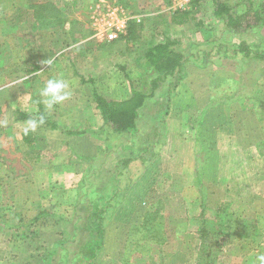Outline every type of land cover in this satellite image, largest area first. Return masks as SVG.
<instances>
[{
    "label": "rangeland",
    "instance_id": "1",
    "mask_svg": "<svg viewBox=\"0 0 264 264\" xmlns=\"http://www.w3.org/2000/svg\"><path fill=\"white\" fill-rule=\"evenodd\" d=\"M215 1L234 0H23L18 18L0 23L1 63L12 54L35 56L38 71L65 51L93 80L80 84L65 60L47 78L16 67L7 81L0 67V264H44L53 250L49 264H79L90 254L88 208L97 201L108 209L93 264H254L264 254V61L216 51L218 43L230 50L241 41L264 50V27L232 37L212 18ZM115 9L129 18L131 36L99 41L95 19ZM178 10L191 13L188 24H170ZM164 37L178 40L186 56H209L191 60L183 81L174 75L160 84L139 111L136 134L106 132L92 88L127 96L128 80L146 73L144 54ZM52 78L63 79L70 96L46 115L63 131L85 133L39 126L26 146L24 123H14L13 113L36 116L32 98L43 103L40 93ZM125 158L134 160L122 172L117 161Z\"/></svg>",
    "mask_w": 264,
    "mask_h": 264
},
{
    "label": "trees",
    "instance_id": "2",
    "mask_svg": "<svg viewBox=\"0 0 264 264\" xmlns=\"http://www.w3.org/2000/svg\"><path fill=\"white\" fill-rule=\"evenodd\" d=\"M212 18L215 19L224 28V32L230 34L232 37H241L247 34L252 29H262L264 27V0H234L230 3L217 2L213 3ZM191 20V13L189 11H175L171 14L169 22L175 26L186 25ZM133 26L131 21L128 25V30ZM127 31V30H126ZM127 36H131V31L126 32ZM119 39H123L122 37ZM219 41V40H218ZM217 41V42H218ZM221 41V40H220ZM115 42V41H114ZM225 43H218L216 51H222L224 58H234L237 55L242 58L256 59L264 61V50H259L257 46H250L246 42L241 41L233 49H225ZM179 41L170 37H164L161 42L149 48L144 54V61L147 65L146 73L141 77L139 82L128 80V95L122 99H113L103 94L96 92L92 88V99L95 109L102 120V129L106 132L115 135H129L133 136L138 132L136 125L139 111L144 106L146 100L154 98L156 91L159 89L161 83L169 76H176L177 83L185 78V66L192 60L197 61L201 56L207 58L208 52L196 51V53L189 56L184 55L179 49ZM198 69H203V66H196ZM82 84L89 83L93 85L91 80L84 81L79 77ZM176 83V84H177ZM175 84V86H176ZM173 95L168 90L167 96L160 109L164 108V113H167V107ZM37 108V114L30 115L20 110H15L13 113L14 123H23L30 118L38 119L40 116L44 117L45 126L49 130H58L67 136L83 135L85 131H63V128L57 123L53 122L45 113V108L39 100H33ZM158 115V114H157ZM163 115L160 117L163 121ZM32 133L22 135V142L26 146H32L33 139ZM128 148V147H124ZM132 158L120 159L117 161V166H121L122 172L127 170L130 163L133 162ZM122 173L120 172V175ZM117 190V189H116ZM121 194L125 193V189H119ZM102 200V198H99ZM98 202V201H97ZM97 202H89L88 214L92 225L90 226V254L88 258L80 257L79 264H93L97 258L98 253L103 247L104 241V228L102 215L108 209L107 204L105 207H96ZM44 213L37 216L34 221L42 217ZM64 232H62L63 234ZM66 239L55 243V247L63 246ZM54 250L47 255L45 263L49 264L51 257L54 255Z\"/></svg>",
    "mask_w": 264,
    "mask_h": 264
},
{
    "label": "crops",
    "instance_id": "3",
    "mask_svg": "<svg viewBox=\"0 0 264 264\" xmlns=\"http://www.w3.org/2000/svg\"><path fill=\"white\" fill-rule=\"evenodd\" d=\"M23 0H0V23L3 25V24H5V22L7 21V20H9L10 19V17H11V19L12 20H15V18H18V17H16V15H15V11L16 10H19V9H15V6H20V5H23ZM4 5H7L6 7H7V10H5V7H4ZM6 11L4 14H2V11ZM9 10V11H8ZM22 10H23V12H22V15L24 16V18H22L24 21L27 19L28 20V18H27V16H28V13H26L25 12V7H22ZM19 12V11H18ZM21 13V12H20ZM7 14V15H6ZM6 17H7V19H6ZM6 19V20H5ZM182 26H184V25H182ZM176 27H180V26H176ZM7 31L9 30V29H6ZM127 32V31H126ZM121 38V37H120ZM122 38H124L125 39V41H126V33H125V35H123L122 36ZM120 39H118L117 41H119ZM128 40V39H127ZM116 42V41H115ZM108 43H113V42H108ZM159 43V42H158ZM157 43V44H158ZM54 41L52 42V45H50V47L48 48V49H44V52H43V57H48V55L47 54H49V57H50V54H52L51 52L53 51V48H54ZM156 45V44H155ZM154 46V45H153ZM151 48V47H150ZM72 51V49H70V52ZM69 52V53H70ZM65 53V51L63 52V51H58V52H55V54H54V57L52 58V59H50L51 61H52V64L51 65H49V67L48 66H46V64L45 65H43V67L45 68V71H43L44 70V68H42V69H38V71H37V68L39 67V66H42V65H40V64H38L37 65V63L35 62V60L37 59L35 56H34V58H35V60H34V58L33 59H29V58H27V56L25 57V55H24V57L22 58V59H16V56H15V54H12V57H11V59H10V62H9V57H8V59L6 58V60L7 61H3L2 63L0 62V67H6V69H7V73L5 74V73H2L3 75L2 76H4V74H5V77H6V79H7V81H8V78L9 77H11V78H13V76H14V73H13V71L15 70V68L16 67H21L22 68V70L24 71V73L27 75L28 74V77H31V76H38V77H40L41 75L42 76H44V75H46V76H44L45 78H47L48 77V73H55L56 71V69H57V65L58 64H62L61 62L63 61V60H65V62L66 61H70V66L74 69V65L72 64L73 62H72V58L75 60V61H77L78 60V58L76 57V54H74L75 56L74 57H72V53L70 54V56L72 57L71 59H68V57L69 56H67L66 54H64ZM1 58V57H0ZM54 59V60H53ZM2 60H3V58H2ZM19 60H22L21 62L22 63H20V61ZM5 62V63H4ZM77 66V65H76ZM75 66V67H76ZM11 69H12V71H11ZM50 69V70H49ZM49 70V71H48ZM15 72V71H14ZM24 74V75H25ZM44 74V75H43ZM73 74H74V76H76V77H82V75H80V73H78L75 69L73 70ZM25 78H27V76L25 77ZM83 78V80L84 81H88L89 82V80H91V79H84V77H82ZM92 82H93V80H91ZM183 81V80H182ZM80 84H82L81 82H80ZM86 84H89V83H86ZM86 84H82V85H86ZM90 85V84H89ZM125 97H127V96H125ZM124 97V98H125ZM118 99H122V98H118ZM118 99H116V100H118ZM29 101L28 102H30V99H28ZM43 100H44V98H43ZM42 100V101H43ZM43 104V106H44V108H46V106H45V104H44V102L42 103ZM96 110V109H95ZM23 112H25V113H27L28 114V112L27 111H24V110H22ZM97 111V110H96ZM97 113H98V111H97ZM99 119H100V121L102 122V120H101V118H100V116H99ZM24 123V122H23ZM58 124V123H57ZM59 125V124H58ZM51 131H58V130H51ZM87 132V131H86ZM25 145V144H24ZM121 176H124V177H128L129 175L128 174H123L122 173V175ZM137 185V184H136Z\"/></svg>",
    "mask_w": 264,
    "mask_h": 264
},
{
    "label": "clouds",
    "instance_id": "4",
    "mask_svg": "<svg viewBox=\"0 0 264 264\" xmlns=\"http://www.w3.org/2000/svg\"><path fill=\"white\" fill-rule=\"evenodd\" d=\"M51 63L52 61L49 60L48 64ZM68 88V84L63 79H48L40 93V95L45 98L43 102L46 108L52 110L55 105L66 101L70 96ZM43 123V116H40L38 119L30 118L24 122L22 131L25 135L35 132L39 126L43 125ZM254 264H264V254L257 255Z\"/></svg>",
    "mask_w": 264,
    "mask_h": 264
},
{
    "label": "built area",
    "instance_id": "5",
    "mask_svg": "<svg viewBox=\"0 0 264 264\" xmlns=\"http://www.w3.org/2000/svg\"><path fill=\"white\" fill-rule=\"evenodd\" d=\"M121 11L117 9L109 11L106 15H102V18L95 20L97 27L94 28V37L99 41L114 42L126 33V25L129 21ZM138 22L139 19H136ZM100 24V25H99Z\"/></svg>",
    "mask_w": 264,
    "mask_h": 264
}]
</instances>
